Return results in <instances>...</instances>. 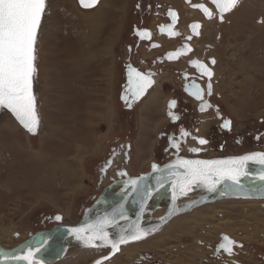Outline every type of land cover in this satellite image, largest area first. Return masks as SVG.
I'll return each instance as SVG.
<instances>
[{
    "label": "rangeland",
    "instance_id": "1",
    "mask_svg": "<svg viewBox=\"0 0 264 264\" xmlns=\"http://www.w3.org/2000/svg\"><path fill=\"white\" fill-rule=\"evenodd\" d=\"M95 12L80 9L76 0H47L35 45L37 133L30 135L11 113L0 110V244L5 249L36 232L79 224L87 208L111 191L108 178L100 184V171L115 151L123 150L120 137L127 135L116 123V34L101 29L100 21L106 23V18ZM231 103L236 112L226 115L235 134L223 138L222 156H240L251 148L260 152L254 136L257 127L264 126V96H237ZM142 129L144 138L151 137L148 148H156L159 157L167 147L155 146L157 138ZM240 137L245 140L237 144ZM136 145L144 160L141 144ZM119 186L114 184L112 190ZM166 210L164 201L152 215L160 218ZM224 235L241 244L233 248L237 258L216 254ZM75 248L53 264H93L110 252ZM224 259L227 264H264V199L208 203L174 218L150 237L122 246L104 264H224Z\"/></svg>",
    "mask_w": 264,
    "mask_h": 264
},
{
    "label": "flooded vegetation",
    "instance_id": "2",
    "mask_svg": "<svg viewBox=\"0 0 264 264\" xmlns=\"http://www.w3.org/2000/svg\"><path fill=\"white\" fill-rule=\"evenodd\" d=\"M76 3L80 9L93 14L95 11L104 14L106 23L101 19V29L106 34H116L113 90L117 102L116 112L120 114L116 123L120 131L126 130L127 136L120 137L121 143H124L123 150L112 154L113 164L106 176L103 177L101 173L99 176L100 184L106 178L109 179V193H117L128 179L153 171L154 165L159 168L178 157L206 159L201 156L212 153L206 159L211 160L236 156H222L223 138L234 135L235 128L232 122L230 130L222 128L221 125L224 120L230 119L226 114L236 112L231 103L234 97L248 98L253 94L264 96V0H239L232 11L224 14L223 20L219 18V12L212 0H98L91 8L82 7L78 0ZM200 5L208 8L213 18L209 19ZM170 11L176 14L175 23L169 16ZM193 24L201 25L196 30L199 35L194 34L191 27ZM169 26L178 35H169ZM144 30L150 33V38L141 39L136 35L137 31ZM189 36L192 39H188ZM185 45L191 51L185 50L178 58L167 59L169 54L180 52ZM213 60L215 64H212ZM192 61H199L212 71L211 81L206 76H201ZM129 66L141 73L153 74L152 86L139 99H134L127 92ZM193 82L205 89L204 99L212 105L205 112L199 111L201 102L185 91L186 86ZM208 83L212 85L211 96L206 94ZM125 95L128 103L121 98ZM171 100H176V107L172 111L180 117L175 122L168 115ZM217 109L219 115L216 113ZM142 127L147 128L145 134L147 131L152 132L157 138L155 146L167 147L159 157H156V148L153 152L148 148L151 137H143ZM180 127L191 135L186 138L181 150L177 151L170 146L169 137H179ZM257 129L254 136L257 147L255 150L264 152V126H258ZM139 132V136L132 137ZM192 136L204 138L208 143L199 145ZM244 140L240 137L239 142L234 141L241 144ZM135 144H141L144 160L139 158V145L135 147ZM192 147L199 148L200 152H189L188 149ZM250 150L248 152L253 151L252 148ZM135 151L136 154L132 156ZM169 155L171 159L165 161ZM113 170L115 171L110 176L109 173ZM144 170L147 172L139 173ZM119 171L126 175H120ZM118 183L119 188L113 191V185ZM221 252L223 250L216 254L222 256ZM233 255L234 250L228 256ZM234 256L237 258L238 255ZM225 259L224 264H227ZM236 262L242 264L238 260Z\"/></svg>",
    "mask_w": 264,
    "mask_h": 264
},
{
    "label": "snow or ice",
    "instance_id": "3",
    "mask_svg": "<svg viewBox=\"0 0 264 264\" xmlns=\"http://www.w3.org/2000/svg\"><path fill=\"white\" fill-rule=\"evenodd\" d=\"M98 0H80V4L84 8H91L96 5ZM219 12V18L223 20L224 14L232 11L239 3V0H212ZM205 15L211 19L213 14L208 8L203 5L199 6ZM47 0H0V110L6 109L11 112L15 119L29 133L35 134L39 126L40 120L37 113L36 96L33 92V79L36 73L35 67V45L37 41L38 31L40 29L42 18L46 14ZM169 16L173 18V23L176 20V14L169 12ZM194 34L199 35L196 31L201 27L200 24L191 25ZM163 31V28L161 29ZM137 36L141 39L150 38V33L146 30L137 31ZM169 35H178L171 31L169 26ZM188 39H192L191 36ZM156 45H153L155 47ZM191 51L187 45L180 52L169 54L167 59L178 58L183 51ZM215 64V60L212 61ZM192 65L198 69L201 76H206L209 81L212 78V71L199 61H192ZM152 73H141L129 66L128 71V89L134 99H139L153 84L151 79ZM187 79V76L185 77ZM185 91L194 99L200 101L199 111L205 112L212 108V105L204 99L205 89L193 82L186 86ZM208 96L212 95V85L207 84ZM125 103H128L127 95L122 96ZM176 100L169 102L168 108L169 117L175 122L180 117L173 113L172 109L176 107ZM131 105L129 104V107ZM219 115V110H216ZM231 121L224 120L222 128L230 130ZM180 136L169 137V143L172 148L177 151L181 150L182 144L186 138L191 135L183 127L179 128ZM199 145H205L208 141L204 138L192 136ZM259 139V137H257ZM239 142V141H238ZM189 152L198 154L199 148L192 147ZM248 162H256L264 165V153H252L243 157L217 160L203 159H181L177 158L174 165H170V169H183L182 172H173L176 179L172 182L174 191L178 189L179 195H187L196 187H204L209 192H215L217 186L225 181H231L232 184H240V176L247 175L246 164ZM111 166L109 161L104 170ZM154 170L156 166H153ZM120 175H126L121 172ZM264 180V174L259 177ZM131 185H137L136 180H132ZM176 199V196H173ZM60 220V216L55 217ZM113 224L112 218L105 217L93 224H88L83 227L70 228L68 231L73 234L76 240L84 245L93 248L110 247L111 254L119 251L121 244H126L130 241H137L147 236L153 229H143L139 225L135 230L128 234L119 235L118 238L110 239V233L105 229ZM99 241L100 243H96ZM47 244V240L42 242L41 247ZM236 245L233 240L227 236L222 237V243L217 246L216 252L221 250L228 255L233 254V248ZM41 247L33 250L29 247L26 255H11L4 253L0 256V264H18L20 261H26L27 264H41L37 259H34L36 253L41 251ZM110 259L109 256H104L96 261V264H104V261Z\"/></svg>",
    "mask_w": 264,
    "mask_h": 264
},
{
    "label": "water",
    "instance_id": "4",
    "mask_svg": "<svg viewBox=\"0 0 264 264\" xmlns=\"http://www.w3.org/2000/svg\"><path fill=\"white\" fill-rule=\"evenodd\" d=\"M78 1L80 3V0ZM17 123L19 124L18 121ZM20 126L23 128L22 125ZM37 131H38V128H37ZM29 134L33 135L31 133ZM252 153H264V152H250V153H245L240 156L218 158V159H230V158L243 157L245 155L252 154ZM113 158L114 156L111 157L106 162V164L102 167L100 173L103 177L106 176L107 172L112 167ZM211 160H217V159H211ZM109 161H111V166L107 167L106 170H104ZM176 161L177 159H174L168 162L167 164L159 168H156L157 170H153L138 178H130L126 180L124 182V187H122V189H120L117 193L115 194L109 193L108 196H104L100 198V200H98L91 208L87 209L85 211L84 218L76 226L59 225L50 230L36 232L33 235H31L25 242L19 244L18 246L10 250L4 249L0 244V256H2L4 253H8L11 255H26L29 247L35 250L36 248L41 247L42 242L44 240H47V244L41 247V251L36 253L34 259L39 260L41 264H44L45 261H48L45 264H53L65 258L67 253L74 246H78L81 249L93 248V247H88L84 245L82 242L76 240L75 236L68 231V229L70 228L83 227L88 224L96 223L97 221H100L105 217H109V218H112L113 220V224L111 226H108L105 229L109 233L111 230H114L115 226L121 221L126 222V225L118 224L123 227V230L134 231L137 225H139L143 229H153L152 231L149 232L147 236L140 239V240H143L155 234L156 232H158L170 220L191 211L196 206L202 205L203 203H208L210 201H215V200L219 201L221 200L222 197H226L225 199H228L231 196H240L238 191H233L228 186H226L229 181H225L221 183L220 186L219 185L217 186V190L215 192H209L204 187L194 188L191 192L199 193V195H196L197 200L192 201L190 203H184V204L178 205V200H180L179 191L178 189L174 191L172 182L176 179V177L172 173L174 171L182 172L183 169H175V168L170 169L169 168V166L174 165ZM251 165H256L258 167H261L262 170L251 172V171H247V168H246L245 170L247 171V175H241L240 180L241 179L245 180L248 177L257 178L260 180L259 182H261L262 184V186L258 188L260 190L264 188V180H261L259 178L261 174H264V165H261L256 162H248L246 164V167L251 166ZM132 180H136L138 182L137 185L135 186L131 185L130 182ZM246 184L243 182H240V184L237 186H239L245 192H248L250 190L245 187ZM155 195H160L162 197L164 196L167 198L166 200H167L168 205H167L166 213L160 218H155V217L152 218L148 210V208H150L148 206L150 205V202L152 201V198ZM174 195L176 196L175 200L173 199ZM105 205H107L108 207L103 208ZM96 211L97 213H95ZM120 234H123V233H120ZM118 237L119 235L110 233L109 238L112 239V238H118ZM140 240L130 241L126 244L138 242ZM96 243L99 244L100 242L97 241ZM122 245L124 244H121L120 246ZM103 248H107V249H110V251H112L110 247H103ZM49 250H51L53 257L50 258L49 260H46V258L44 259V256L45 254L48 253ZM115 255H116V252L115 254H111L110 252V259H112ZM108 260L104 261V263L107 262ZM96 261L93 264H96ZM18 264H27V262L20 261L18 262Z\"/></svg>",
    "mask_w": 264,
    "mask_h": 264
},
{
    "label": "bare ground",
    "instance_id": "5",
    "mask_svg": "<svg viewBox=\"0 0 264 264\" xmlns=\"http://www.w3.org/2000/svg\"><path fill=\"white\" fill-rule=\"evenodd\" d=\"M33 92H34V89H33ZM185 159H189V158H185ZM199 159V158H198ZM247 168V171H251V172H254V171H261L262 170V168L261 167H258V166H256V165H251V166H248V167H246ZM260 180L259 179H257V178H250V177H248V178H246L245 180H243V179H241L240 180V182H243V183H247L246 184V188L247 189H249L250 191H248V192H245L244 190H242L239 186H237V185H235V184H232L230 181L227 183V185L226 186H228L231 190H233V191H238L239 192V195L240 196H231V197H229V198H244V199H255V200H263L264 199V188H262V189H258L259 187H261L262 186V184H261V182H259ZM219 186H220V184H219ZM196 195H199V193H192L191 191H189L188 192V194L187 195H179V198L181 199V200H183L184 198H191L192 200L191 201H188L187 203H190V202H192V201H196L197 199V197H196ZM106 196H108L107 194H106ZM224 198H226V197H222L221 199H224ZM167 198L166 197H162V196H160V195H155L153 198H152V201L150 202V205L148 206V207H150L148 210H149V212H150V216L153 218V213L157 210V208L160 206V204L162 203V202H167V200H166ZM215 201H217V200H215ZM180 202V201H179ZM178 202V205L180 204ZM212 202H214V201H210V202H208V203H212ZM208 203H203L202 205H199V206H196V207H194L191 211H189V212H192L193 210H195V209H197V208H199V207H201V206H204V205H206V204H208ZM182 204H184V203H182ZM168 205V204H167ZM88 209V208H87ZM189 212H187V213H189ZM89 216V215H88ZM90 216H91V214H90ZM89 216V217H90ZM173 220V219H172ZM172 220H170L168 223H170ZM167 223V224H168ZM118 224H121V225H126V222H119ZM116 225L115 226V228H114V230H111L110 231V233L111 234H115L116 235V233H118L119 231L120 232H122L124 235H128V234H130V233H132L133 231H130V230H123V227L122 226H120V225ZM166 224V225H167ZM71 226V225H70ZM74 226H76V225H74ZM225 236V235H224ZM228 237V236H227ZM134 243H136V242H134ZM130 244H132V243H130ZM125 245H128V244H124V245H122V246H125ZM236 245H239V246H237V247H241V244L240 243H237ZM122 246H120V248H119V251H117L116 252V255H118V253L120 252V249H121V247ZM77 248V249H80V250H82L80 247H78V246H74V247H72L71 249H70V251L68 252V253H70V252H72L73 251V249L74 248ZM4 248V247H3ZM76 248H75V250H76ZM100 248H103V247H100ZM5 249V248H4ZM89 249V248H88ZM90 249H94V248H90ZM107 249V248H106ZM7 250H10V249H7ZM110 255V252L108 253V255L107 256H109ZM115 255V256H116ZM114 256V257H115ZM53 257V254L51 253V250H49L48 251V253L47 254H45V256H44V259L46 258V260H49L50 258H52ZM113 257V258H114ZM111 260V259H110ZM109 261V260H108ZM48 261H45L44 262V264L45 263H47Z\"/></svg>",
    "mask_w": 264,
    "mask_h": 264
}]
</instances>
